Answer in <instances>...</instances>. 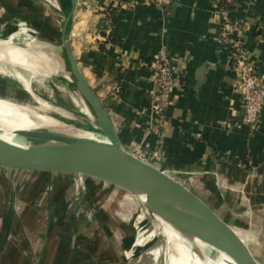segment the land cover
I'll use <instances>...</instances> for the list:
<instances>
[{"label": "crops", "instance_id": "0c3cea01", "mask_svg": "<svg viewBox=\"0 0 264 264\" xmlns=\"http://www.w3.org/2000/svg\"><path fill=\"white\" fill-rule=\"evenodd\" d=\"M224 1L240 25L245 58L264 65V0ZM216 6L215 0H173L166 10L150 0H0V34L11 20L29 22L67 60L66 29L123 148L189 187L264 254V109L251 130L233 68L237 52L219 39ZM163 50L177 83L158 125L150 113L157 85L149 65ZM11 173L0 171V264H33L34 257L37 264H79L76 238L63 233L76 222L69 217L78 206L69 176Z\"/></svg>", "mask_w": 264, "mask_h": 264}, {"label": "water", "instance_id": "95a60500", "mask_svg": "<svg viewBox=\"0 0 264 264\" xmlns=\"http://www.w3.org/2000/svg\"><path fill=\"white\" fill-rule=\"evenodd\" d=\"M62 44L74 85L93 111L101 137L72 138L53 131H30V134L63 138V141L44 148L30 146L22 150L0 139V170L28 175L89 176L99 179L140 198L181 236L221 251L231 259V264H264L259 250L246 234L209 203L165 170L123 148L101 99L79 69L66 29ZM204 77L203 68L199 72L200 86ZM193 248L205 260L203 252L194 245Z\"/></svg>", "mask_w": 264, "mask_h": 264}, {"label": "rangeland", "instance_id": "374dc122", "mask_svg": "<svg viewBox=\"0 0 264 264\" xmlns=\"http://www.w3.org/2000/svg\"><path fill=\"white\" fill-rule=\"evenodd\" d=\"M3 29L0 39H11L17 46L31 47L42 53L50 62L56 63L62 74L46 77L1 60L0 78L3 79L0 80V98L17 99L29 107L47 103L51 107L48 113L53 117L68 125L91 128L97 134H101L93 111L90 109L91 114H85L75 103L78 96L74 82L64 78L65 75H71L70 66L65 53L57 44L46 41L45 35L21 19L11 20ZM1 58L4 57L0 56ZM3 106L0 105L1 108ZM16 175L28 176L23 173ZM29 176L56 177L34 174ZM69 184H73V190L77 191L71 202L78 206L75 208L76 212L71 213L69 217L74 218L76 222L72 226L68 224L63 226V233L65 240L66 237L76 238L77 243L74 247L80 256L79 264L170 263L172 249L165 225L151 215L150 208L140 198L115 185L89 176H69ZM95 187L102 189L94 190ZM89 188L92 195L88 194L83 200ZM86 202L88 207H83ZM47 214L49 215V212ZM239 235L242 237L240 233ZM35 239L33 246L40 249V235H36ZM250 241L252 245L258 247L256 241ZM260 255L264 260V254L260 252ZM40 260L34 257L31 263L37 264Z\"/></svg>", "mask_w": 264, "mask_h": 264}, {"label": "bare ground", "instance_id": "6f19581e", "mask_svg": "<svg viewBox=\"0 0 264 264\" xmlns=\"http://www.w3.org/2000/svg\"><path fill=\"white\" fill-rule=\"evenodd\" d=\"M0 56L4 57L1 58L0 61L4 60L9 64L29 69L32 73H38L46 77L62 74L59 67L55 65L56 63L50 62V59L45 55L37 52L31 47L17 46L13 44L11 40L0 39ZM64 78L69 82H73L72 75H65ZM76 94L78 97L75 99V103L78 105V109L85 114H91L87 101L83 98L77 87ZM0 105H4L3 107H5H0V139L16 145L20 150L30 146L44 148L63 141V138L37 136L30 134V131L47 130L61 133L72 138L101 137L100 134H97L91 128L71 126L53 117L48 113V111L51 110L50 105L44 102L38 107H29L17 99L0 98ZM150 212L151 215H154L153 217L155 219L161 221L165 225L172 249L169 264L232 263L231 259L221 251L200 241L193 243L181 236L176 229L164 221L154 210L150 209ZM193 245L203 252L205 260L201 259L194 252Z\"/></svg>", "mask_w": 264, "mask_h": 264}, {"label": "built area", "instance_id": "2783aa9c", "mask_svg": "<svg viewBox=\"0 0 264 264\" xmlns=\"http://www.w3.org/2000/svg\"><path fill=\"white\" fill-rule=\"evenodd\" d=\"M158 8L166 10L173 0H150ZM216 15L221 19L219 39L231 45L237 52L233 68L238 75V87L241 91L245 120L255 130L264 109V65L252 64L247 61L243 50V39L240 25L231 20L227 9L220 6L223 0H215ZM149 68L157 85L152 94L150 113L156 124L160 125L164 113L171 102L176 86V73L169 54L163 50L150 63Z\"/></svg>", "mask_w": 264, "mask_h": 264}, {"label": "trees", "instance_id": "16d2710c", "mask_svg": "<svg viewBox=\"0 0 264 264\" xmlns=\"http://www.w3.org/2000/svg\"><path fill=\"white\" fill-rule=\"evenodd\" d=\"M221 7L225 8V9H229L230 8V4L227 1H222V3L220 4Z\"/></svg>", "mask_w": 264, "mask_h": 264}]
</instances>
